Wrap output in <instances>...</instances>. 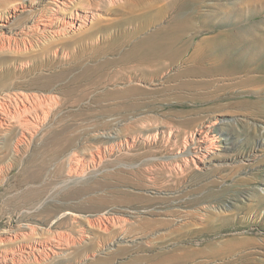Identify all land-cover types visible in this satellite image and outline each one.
I'll list each match as a JSON object with an SVG mask.
<instances>
[{
    "label": "rangeland",
    "instance_id": "obj_1",
    "mask_svg": "<svg viewBox=\"0 0 264 264\" xmlns=\"http://www.w3.org/2000/svg\"><path fill=\"white\" fill-rule=\"evenodd\" d=\"M197 2L186 10L208 13L210 29L194 41L219 30L264 33V0ZM76 49L37 53L41 69L0 55V264H264V52L209 74L212 84L196 88L205 99L136 103L104 97L151 88L136 72L113 77L116 66L73 80L69 95L65 79L48 84ZM229 239L237 248L211 255Z\"/></svg>",
    "mask_w": 264,
    "mask_h": 264
},
{
    "label": "bare ground",
    "instance_id": "obj_2",
    "mask_svg": "<svg viewBox=\"0 0 264 264\" xmlns=\"http://www.w3.org/2000/svg\"><path fill=\"white\" fill-rule=\"evenodd\" d=\"M167 1L51 0L41 3V0H0V8L3 9L10 2L15 4L14 14L6 15L8 10L0 13V55L9 54L12 59L29 60L34 62L32 68L41 69L45 64L43 61L35 64L37 53L48 48L68 50L77 47L73 53L71 52L73 65L65 67L51 77L48 76V84L52 79H65L66 82H63L60 92L69 95L76 88L71 83L73 80L88 83L107 74V69L111 66H116L117 70H114L113 77L126 75L131 80V73L136 72L142 75L139 80L152 82L148 86L151 88L128 85L124 89L105 91L104 97L116 96L125 101L133 99L132 101L138 103L139 95H142V98L153 97L150 100L160 97L161 101L170 98L178 101L186 98L205 99L207 96L205 92H196V88L208 82L212 84L213 81L206 78L209 74H224L230 71L229 65L237 62L239 55L245 53L259 55L264 52L263 32L256 37L242 34L246 36L245 38L236 34L235 30L231 31L232 34L216 30L214 35L194 41V36L200 30L210 29L204 20L208 13H200V10L191 11L192 8L186 10L198 0H169L168 3ZM83 7L103 9L113 16L104 18L96 12L91 15H79V11L85 12ZM168 13L171 14V19L167 23H161ZM20 15L24 16V20L16 22L15 18ZM66 17L79 20L80 23L76 25V21L73 20L67 24L64 21ZM97 36L102 37L99 39ZM45 54L46 65H51L53 61L49 59L47 51ZM237 67V70L241 69ZM233 240H227L222 248H211V255L228 256L233 248L246 244L249 239H240L237 247Z\"/></svg>",
    "mask_w": 264,
    "mask_h": 264
}]
</instances>
